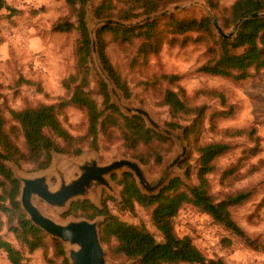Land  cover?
<instances>
[{
    "label": "trees",
    "instance_id": "trees-1",
    "mask_svg": "<svg viewBox=\"0 0 264 264\" xmlns=\"http://www.w3.org/2000/svg\"><path fill=\"white\" fill-rule=\"evenodd\" d=\"M89 1L64 0L67 13L57 17L51 25L54 32L75 31L77 36L73 49L74 71L61 81L65 93L59 102L38 103L22 109L8 108L10 118L14 122L10 126L0 105V250L5 253L9 264H28L22 248L28 252L41 248L44 255H47L48 247L45 242L46 235L29 220L21 207L20 183L7 167L6 161L15 162L20 166L22 163L31 164L33 170H43L49 167L53 152L79 155L87 149H96L100 139L105 138L110 141L119 140L126 154L142 163L152 162L159 165L163 154L172 144L166 136L148 127L141 116L122 113L119 107L111 102L108 87L102 78L96 80V91L102 97L101 104L91 96L88 86L92 47L86 23V5ZM180 1L183 0H99L92 7V13L97 19H137ZM2 9L12 10L7 0H0V10ZM224 13H227V16L223 19V29L234 26L243 16L264 13V0H234ZM215 25L208 15L199 18L173 16L164 22L154 20L135 27L104 25L96 31L98 56L102 66L125 97H130L131 92L127 81L107 54L108 36L119 44L132 45L137 41L136 54L144 61L149 56H155L164 43L184 46L189 42H204L207 45L208 58L197 71L233 81L245 80L252 72L264 68V18L244 20L234 36L229 39L215 33ZM189 33H196L197 36L192 37ZM209 39L213 45H209ZM159 78L171 85L179 75L162 73ZM199 93L218 97L222 104H225L224 95L217 89L199 90L194 95ZM0 98H4L1 91ZM159 104L169 108L172 119L192 117L189 124L182 125L172 120L168 125L172 128L182 127L186 138L193 135L194 151L198 156L194 170L197 182L193 187L186 188L181 178L176 177L157 194L148 195L139 189L131 173L123 172L118 179L121 187V201L118 204L121 209L130 212L136 205L151 208V222L160 239L143 224L121 220L109 211L105 199L102 200L101 207L88 199L73 201L63 215L89 219L103 216L100 237L102 243L108 247L107 256L111 259L134 260V264H226L221 258L206 257L191 236L177 235L174 218L183 206L191 205L207 214L228 233L243 237L252 243L245 230L231 216V209L248 201L252 196L251 191L239 188L227 192L220 199H215L211 194L208 175L217 170L215 160L228 153L231 145L225 140L198 142L200 123L207 109L205 105L192 103L181 87L174 90L170 86L162 91ZM68 106H75L83 113L85 129L82 134L74 135L65 127L63 120L67 119ZM232 112L231 108L211 112V129L219 131L216 121L229 117ZM220 131L228 139L246 134L254 140L252 146L242 149L236 162L220 172V186L230 188L258 172L264 166V158L257 162H244L261 151L260 138L254 134V129L224 128ZM19 137L23 139L22 146L16 142ZM186 173L189 176V170ZM258 206L247 215L248 222L252 223L251 219ZM4 228L14 235L20 247L4 238ZM52 241L56 255L62 257L66 263L63 244L57 239ZM230 243V237L222 238L223 246Z\"/></svg>",
    "mask_w": 264,
    "mask_h": 264
},
{
    "label": "rangeland",
    "instance_id": "rangeland-1",
    "mask_svg": "<svg viewBox=\"0 0 264 264\" xmlns=\"http://www.w3.org/2000/svg\"><path fill=\"white\" fill-rule=\"evenodd\" d=\"M7 1L13 11L0 10V91L4 97L0 98V105L8 119V126H10L14 122L10 118L8 108L22 109L38 103H58L59 99L64 96L65 91L61 81L74 71L75 57L73 49L77 36L75 31L59 33L51 30L54 20L67 13L64 0ZM98 1L90 0L86 5V23L89 35L91 38L90 32L95 31V39L96 31L102 27L104 20L107 19L134 24L126 27H135L154 20L164 22L165 19L173 16L178 18H199L208 15L216 25L221 27L224 23V17L227 16L224 10L228 9L234 0H183L152 14L129 20L115 17L95 18L92 13V7ZM174 6H180V9L174 10ZM146 16H153V19L147 22L145 21ZM216 25L214 28L215 33L219 34L216 30ZM234 26L225 29L221 28L224 32L229 33ZM189 35L192 37L197 36L196 33H189ZM107 39L109 41L106 47L107 54L121 76L127 81L131 92L130 97H125L122 91L116 88V93L121 100L118 101L117 96L110 92L111 102L116 104L125 115L129 114L121 107V102L130 106L144 108L162 127L182 134L188 151L186 157L179 164L178 170L181 173L180 177L185 187H193L197 182L194 170L198 156L194 151L193 135L186 138L182 127L172 128L168 125V122L175 120L182 125H186L190 123L192 117L172 119L169 114V108L159 104L161 93L168 86L174 90L181 87L186 95L191 98L192 103L207 107L200 123L198 142L225 140L231 145L228 153L215 160L217 170L208 175L210 192L213 197L220 199L227 192L239 188L251 191V198L245 203L233 207L231 216L245 230L252 243L243 237L228 233L222 226L214 223L207 214L191 205L183 206L174 218V228L177 235L183 236L187 234L191 236L196 246L208 258H221L226 264H264V166L252 176L233 184L230 188L222 187L219 184L220 172L236 162L243 148L254 144L253 138L246 134L228 139L220 130L224 128L254 129V134L260 138L261 151L255 157L246 159L244 162H257L260 158H264V68L258 72H252L251 76L245 80L233 81L225 77L208 75L197 71L198 67L208 58L206 53L207 45L204 42H189L184 46L164 43L155 56H149L144 61L141 56L136 54L137 41H134L132 45H128L126 43L119 44L116 40H110V36ZM208 43L213 45L211 39L208 40ZM91 54L92 64L88 90L100 105L102 97L96 91V80L99 77L103 80L105 79L101 72L102 65L99 58L92 50ZM162 73L178 74L179 78L174 84L169 85L167 81L159 78ZM205 89L221 91L225 97V104H222L218 97L201 93L194 95L196 91ZM4 101L6 102L4 103ZM229 108L233 110L232 114L225 119L216 121V127L219 131L217 129L212 130L209 121L210 113L221 109L229 110ZM63 122L68 131L74 135L82 134L85 129L84 115L75 106L67 107V119L63 120ZM155 131L166 136L172 143L170 149L163 154L159 165L152 162L142 163L140 160L126 154L119 140L110 141L105 138L100 139L96 149H87L79 155L71 156L62 153H56V155L68 158H79L83 155L96 156L100 164L128 158L137 161L147 175L150 178H154L159 174L164 162L172 158L178 150L177 142L173 137L163 132ZM16 142L20 146L23 145V139L20 137L16 139ZM5 163L14 176L15 174H38L49 169L51 165L46 169L35 171L31 164L22 163L20 166L11 161H6ZM58 166L68 173L70 172L72 178L78 175L74 171L76 168L74 166L69 167L64 160L60 159ZM187 170L190 172L189 176L186 173ZM123 172L128 171H115L108 175L113 187L112 191L102 187L95 198L88 197L86 199L98 207H101L102 200L105 199L109 211L117 215L121 220L133 224H143L156 235L157 239H160L157 230L151 222V208L136 205L131 212L120 208L118 202L121 201V187L118 184V179ZM133 178L136 183L134 176ZM56 181V177L53 176L50 179V184L54 187ZM33 202L44 215L59 223L71 218L89 219L83 216H64V212L68 209H56L37 196H34ZM257 205H259L258 209L251 219L252 223H250L246 217L249 213L256 210ZM89 220H100L101 224L103 216L99 215ZM42 232L46 235L47 255H44L41 248L33 252H28L27 249L22 248L27 263L70 264L65 251L67 246L59 240L64 247L65 258L67 259L65 263L62 257L56 255L53 248L52 239L56 238L51 237L43 230ZM2 233L5 239L20 247L14 235L7 231L6 228L3 229ZM224 237H230V245H222V238ZM102 246L108 263H135L134 260L109 258L107 256L108 247L103 243ZM0 264H9L5 253L1 250Z\"/></svg>",
    "mask_w": 264,
    "mask_h": 264
},
{
    "label": "water",
    "instance_id": "water-1",
    "mask_svg": "<svg viewBox=\"0 0 264 264\" xmlns=\"http://www.w3.org/2000/svg\"><path fill=\"white\" fill-rule=\"evenodd\" d=\"M173 9L178 10L180 6H174ZM249 18H264V13H253L250 16H243L229 33L224 32L219 25H216V30L223 38H232L241 23ZM152 19L153 16L145 17V21L147 22ZM103 25L126 27L134 24L107 19L104 20ZM90 33L92 51L99 58L95 31H91ZM101 72L109 94L111 92L116 95L118 101H120L121 99L116 93L117 86L103 66L101 67ZM120 104L130 116H141L148 127L173 137L177 142L178 150L172 158L164 162L156 177L150 178L137 161L128 158L116 159L107 164H100L96 156L83 155L79 158H68L59 157L56 155V152L52 153L49 169L34 175L15 174L21 185L19 201L27 213L29 220L45 233L60 240L67 246L65 251L70 264H111L106 261L105 251L101 243L100 220L71 218L63 223L56 222L44 215L38 206L35 205L33 202L34 196H37L56 209H69L73 201L85 200L88 197L95 198L102 187H106L112 191L113 187L108 175L115 171L131 172L136 179L139 189L148 195L157 194L173 178H181L178 166L186 157L188 151L182 134L162 127L144 108L130 106L122 102ZM60 159L67 162L69 167L76 165L77 168L74 171L78 175L72 178L70 172L68 173L66 170L57 167V162ZM75 160L80 161L76 163ZM52 170L54 173L50 174ZM53 176L57 180L54 187L50 184V179Z\"/></svg>",
    "mask_w": 264,
    "mask_h": 264
},
{
    "label": "bare ground",
    "instance_id": "bare-ground-1",
    "mask_svg": "<svg viewBox=\"0 0 264 264\" xmlns=\"http://www.w3.org/2000/svg\"><path fill=\"white\" fill-rule=\"evenodd\" d=\"M75 161H78V162H79L80 160H75ZM57 167H59V166H58V162H57ZM74 168H77V166H76V165H74ZM51 173H54V171H53V170H52V171H50V174H51Z\"/></svg>",
    "mask_w": 264,
    "mask_h": 264
}]
</instances>
